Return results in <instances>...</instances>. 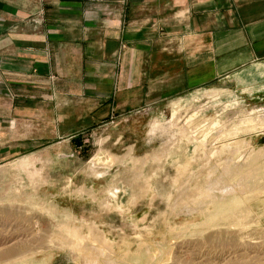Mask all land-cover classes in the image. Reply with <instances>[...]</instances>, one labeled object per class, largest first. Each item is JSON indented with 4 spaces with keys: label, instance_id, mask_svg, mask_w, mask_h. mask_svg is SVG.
Returning <instances> with one entry per match:
<instances>
[{
    "label": "rangeland",
    "instance_id": "obj_1",
    "mask_svg": "<svg viewBox=\"0 0 264 264\" xmlns=\"http://www.w3.org/2000/svg\"><path fill=\"white\" fill-rule=\"evenodd\" d=\"M237 75L125 112L105 101L97 81L44 93L9 131L10 155L0 162V243L7 242L0 251L25 247L23 257H9L15 264H89L71 242L97 245L90 230L91 238L109 240L115 264H146V249L160 264H174V256L180 264H264V122L225 138L243 114H264L256 88L264 80L244 86ZM204 89L173 113L171 102ZM157 120L162 124L152 130ZM239 167L250 175L243 195L201 211L198 189L224 178L236 185L238 176L224 175Z\"/></svg>",
    "mask_w": 264,
    "mask_h": 264
},
{
    "label": "crops",
    "instance_id": "obj_2",
    "mask_svg": "<svg viewBox=\"0 0 264 264\" xmlns=\"http://www.w3.org/2000/svg\"><path fill=\"white\" fill-rule=\"evenodd\" d=\"M261 62L264 0H0V162L28 108L67 82H99L125 112Z\"/></svg>",
    "mask_w": 264,
    "mask_h": 264
},
{
    "label": "bare ground",
    "instance_id": "obj_3",
    "mask_svg": "<svg viewBox=\"0 0 264 264\" xmlns=\"http://www.w3.org/2000/svg\"><path fill=\"white\" fill-rule=\"evenodd\" d=\"M264 62L262 63H259L258 65H256V63H255V66L253 67H250V68H248L247 70L245 69V70H243L242 72H240V73H238V75H237V79L238 80H240V81H242V83H244V86L245 85H247V83L249 84V83H251V82H256V81H260V82H263V80H264ZM256 88H258V89H260L261 91H262V93H264V82L263 83H261L259 86H257ZM254 90V89H253ZM254 91H256V90H254ZM254 91H252V93L254 92ZM258 92V91H257ZM260 92V91H259ZM255 93V92H254ZM253 93V94H254ZM261 93V92H260ZM256 94V93H255ZM257 97V96H256ZM262 97V96H261ZM236 99V98H235ZM187 101V100H186ZM236 101H239V100H237L236 99ZM240 104V103H239ZM236 106H238V105H236ZM230 110V109H229ZM237 110V109H236ZM255 112V111H254ZM252 113V112H251ZM259 113V112H258ZM254 114V113H253ZM252 115V114H251ZM251 115H246L245 114V116H244V114L242 115L243 117V119H242V121L240 122V124H238V125H236L233 129H231V131L230 132H227V134H226V136H225V138L226 139H230V138H233L234 136H237V135H239V134H242L244 131H246V130H248L249 131V128H251V129H253V130H255L256 129V125L257 124H255L256 122H260V123H262V122H264V114H261V113H259V114H257V113H255V115H253V116H251ZM250 116V117H249ZM240 119V118H239ZM216 121V120H215ZM214 121V122H215ZM212 123L211 124V126H213V125H215L216 124V122L215 123ZM235 124V123H234ZM208 126V125H207ZM210 126V127H211ZM234 126V125H233ZM243 130V131H242ZM202 131V130H201ZM205 131V130H204ZM251 131V130H250ZM208 132V131H207ZM247 132V131H246ZM205 133V132H204ZM245 133V132H244ZM182 134V133H181ZM194 134V133H193ZM192 138V137H191ZM234 141V140H233ZM232 142V141H231ZM241 142V141H240ZM246 142V141H245ZM227 143V142H226ZM237 143H238V141H237ZM240 145L239 146H243V145H241V143H239ZM243 144V143H242ZM232 145H234V142L232 143ZM236 145V144H235ZM238 145V144H237ZM236 145V146H237ZM245 146V145H244ZM244 146H243V148H244ZM203 147V146H202ZM227 147H228V145H227ZM232 146L230 145V148H231ZM241 148V147H240ZM246 148V147H245ZM201 149V148H200ZM223 149V148H222ZM227 149V148H226ZM177 150V149H176ZM224 150H225V148H224ZM223 150V151H224ZM231 150V149H230ZM229 150V151H230ZM232 150H233V148H232ZM164 151H167V150H164ZM217 152V151H216ZM221 152V151H220ZM164 153V152H163ZM218 153H219V151H218ZM224 153H225V151H224ZM227 153V152H226ZM217 154V153H216ZM220 154V153H219ZM222 154H223V152H222ZM262 155V154H261ZM197 156V155H196ZM216 156V155H215ZM218 156V155H217ZM238 156V155H237ZM154 157H155V155H154ZM189 157V156H188ZM189 159V158H188ZM100 159L98 158V161H99ZM119 160V159H118ZM145 160H147L148 161V158H144V160L143 161H145ZM154 160H156V159H154ZM142 161V160H141ZM147 161H145V162H147ZM188 161H190V159L188 160ZM229 161V160H228ZM227 161V162H228ZM233 161H234V163H236L235 162V159H233ZM230 162H231V160H230ZM229 162V163H230ZM97 163V162H96ZM188 163V162H187ZM190 163H191V161H190ZM197 163V162H196ZM228 163V164H229ZM233 162H232V164H234ZM251 163V162H250ZM249 163V164H250ZM186 164V163H185ZM184 164V165H185ZM189 164V163H188ZM228 164H226V165H228ZM107 165V164H106ZM144 165V164H143ZM187 165V164H186ZM185 165V166H186ZM197 165H199V164H197ZM108 166H109V164H108ZM107 166V167H108ZM184 166V167H185ZM228 166H231V165H228ZM184 167H183V169H184ZM191 167V166H190ZM190 167H189V169H190ZM201 167V166H200ZM231 167H233V165L231 166ZM227 168V167H226ZM240 168V167H239ZM180 169V168H179ZM181 169H182V166H181ZM188 169V168H187ZM188 169V170H189ZM232 169H234V170H228L227 171V173H226V171L224 172V177L225 176H231V175H234L233 177L235 178V177H239L238 178V183L236 184V185H229V186H227L225 183H226V179L224 178L223 180L225 181V185L226 186H222V184H223V180L222 181H220V182H222V183H220V182H218V184H217V182L216 183H211V181H210V183H208V185H207V187H204V188H202V189H198V190H201L200 191V195H199V199H200V197L204 200V201H202L201 200V202H202V204H201V206H203L200 210L201 211H203V212H206V211H208V209L209 208H214V206H216V205H221V204H224L226 201H227V198L229 197V196H233V195H235L236 193H244L245 191L243 190V189H246L247 188V185L245 184L246 183V180H247V178H248V176H250V175H248L247 176V173H245L244 171H242V169L240 168V169H238L237 171H236V168H232ZM184 170H186V169H184ZM188 170H187V172H188ZM226 170V169H225ZM183 171V170H182ZM181 171V172H182ZM249 171H250V169H249ZM241 172V173H240ZM242 172H244V173H242ZM253 172V171H252ZM179 173V172H178ZM249 173H251V172H249ZM254 173V172H253ZM180 174V173H179ZM252 174V173H251ZM253 175V174H252ZM99 177V176H98ZM148 177V176H147ZM220 177V176H219ZM232 177V176H231ZM253 177V176H252ZM263 177V176H262ZM149 178V177H148ZM234 178H232V179H234ZM261 178V177H260ZM228 180V179H227ZM231 180V179H230ZM249 182V181H248ZM223 184V185H224ZM230 184V183H229ZM149 186V185H148ZM249 186V185H248ZM254 186V185H253ZM190 187V186H189ZM255 188V187H254ZM251 189V188H250ZM147 190V189H146ZM247 190H249V188L247 189ZM247 190H246V192H247ZM83 191V190H82ZM252 191V190H251ZM255 191V190H254ZM79 192V191H78ZM81 192V191H80ZM79 192V193H80ZM90 192V191H89ZM107 192V191H106ZM199 192V191H198ZM214 192L216 193L217 192V194L215 195L214 194ZM253 192V191H252ZM83 193V192H82ZM224 194V195H221V194ZM249 193V192H248ZM226 194V195H225ZM239 195V194H238ZM243 195V194H242ZM247 195V194H246ZM246 195H245V197H246ZM240 196V195H239ZM248 196V195H247ZM254 196V195H253ZM238 197V196H237ZM244 197V196H243ZM248 197H250V195L248 196ZM251 197H252V194H251ZM91 198V197H90ZM133 198V197H132ZM236 198H234L233 200H235ZM93 200V199H92ZM238 200H241V199H239L238 198ZM243 200V199H242ZM246 200V199H245ZM248 200H250V199H248ZM247 200V201H248ZM199 201V200H198ZM197 201V202H198ZM233 202V201H232ZM250 202V201H249ZM237 203H238V201H237ZM239 203H240V201H239ZM233 204H236V203H232V207H233ZM200 206V207H201ZM226 206V205H225ZM236 206V205H235ZM248 206V205H247ZM218 207V206H217ZM223 207V206H222ZM211 208V209H212ZM250 209V208H249ZM233 210H234V207H233ZM236 211V210H235ZM246 212V211H245ZM4 213H6V214H8L9 216L11 215V213L7 210H5L4 211ZM210 213V212H209ZM241 218V217H240ZM236 220V219H235ZM239 220H241V219H239ZM238 220V221H239ZM237 221V220H236ZM214 222V221H213ZM240 222V221H239ZM234 223V222H233ZM245 229V228H244ZM86 234H88V233H86ZM90 235H91V232H90V230H89V234H88V238L89 239H91V241H93L94 243H96L97 245H92V246H86V247H84L83 248V245H85V244H83V242L82 241H80V239H74L72 242H71V244H73L74 246V250L73 251H79V252H83L85 255H88V256H85V257H88L87 259H88V261H89V264H115L113 261H112V258H109V255H107V250L108 249H106V247L107 246H105V245H108L109 243V240H106L105 239V237H103V236H101L100 237V239L102 240H100V239H93V238H91L92 237V235H91V237H90ZM19 237V236H18ZM14 239V238H13ZM12 239V240H13ZM9 240V239H8ZM11 241V240H10ZM10 241H8V242H10ZM87 241V240H86ZM91 241H89V242H91ZM108 241V242H107ZM7 243V242H6ZM6 243H0V247H2V246H4ZM225 243V242H224ZM226 244V243H225ZM225 244H224V246H225ZM220 245V244H219ZM264 245V244H263ZM24 246V245H23ZM78 246V247H77ZM88 247H89V249L91 250H93V252H91V253H89L87 250H88ZM95 247V248H94ZM26 248L25 247H23L22 248V246L21 247H16V246H14V247H8L7 248V250H4V251H0V262H2L3 260H5L7 263H5V264H15V263H13L12 261H9L8 259H9V257H13V256H18V257H23V255H20V253H22V252H25L26 253ZM91 250V251H92ZM240 251V250H239ZM28 252V251H27ZM141 252V251H140ZM140 252H138V253H140ZM18 253H19V255H18ZM93 253V254H92ZM142 259L145 261L144 263H146V264H160L159 262H158V259H157V257H156V255L152 252H150L148 249H146V250H143L142 251ZM225 255V254H224ZM226 255H227V253H226ZM111 256V255H110ZM169 256V255H168ZM220 256H221V254H220ZM219 256V257H220ZM227 256H229V255H227ZM232 256V255H231ZM156 257V258H155ZM207 257H208V255H207ZM166 258V257H165ZM171 258V257H170ZM225 258V257H224ZM13 259V258H12ZM11 259V260H12ZM24 259V258H23ZM86 259V260H87ZM155 259H157V260H155ZM174 261V264H180L182 261H181V259H180V257H175L174 256V258H172ZM171 259V260H172ZM210 259V258H209ZM213 259V258H212ZM234 259V258H233ZM211 260V259H210ZM220 260V259H219ZM218 260V261H219ZM241 260V259H240ZM4 261V262H5ZM9 261V262H8ZM23 260H22V258L19 260V262H22ZM88 261H87V263H88ZM243 261V260H242ZM208 262V261H207ZM190 263V262H189ZM192 263V262H191ZM202 263V262H201ZM205 263V262H204ZM210 263V262H209ZM19 264V263H18ZM211 264V263H210ZM233 264H238V262L236 261V263H235V260H234V263ZM239 264H247L246 262L245 263H239Z\"/></svg>",
    "mask_w": 264,
    "mask_h": 264
},
{
    "label": "trees",
    "instance_id": "obj_4",
    "mask_svg": "<svg viewBox=\"0 0 264 264\" xmlns=\"http://www.w3.org/2000/svg\"><path fill=\"white\" fill-rule=\"evenodd\" d=\"M73 142L76 144L77 147L82 146V142L80 138H75ZM83 147L86 148V146H83Z\"/></svg>",
    "mask_w": 264,
    "mask_h": 264
}]
</instances>
